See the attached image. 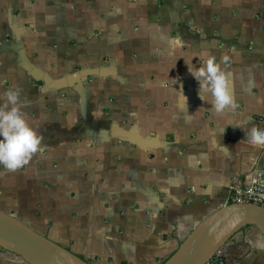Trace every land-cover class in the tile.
<instances>
[{"label":"crops","instance_id":"1","mask_svg":"<svg viewBox=\"0 0 264 264\" xmlns=\"http://www.w3.org/2000/svg\"><path fill=\"white\" fill-rule=\"evenodd\" d=\"M209 54L231 111L188 71ZM15 89L43 151L0 166V212L89 264H163L232 184L264 177L245 141L264 129V0H0V104ZM220 251L264 264L253 227Z\"/></svg>","mask_w":264,"mask_h":264},{"label":"water","instance_id":"2","mask_svg":"<svg viewBox=\"0 0 264 264\" xmlns=\"http://www.w3.org/2000/svg\"><path fill=\"white\" fill-rule=\"evenodd\" d=\"M255 228L264 241V207L223 206L201 221L163 264H205L238 232ZM0 250L27 264H89L0 212Z\"/></svg>","mask_w":264,"mask_h":264},{"label":"clouds","instance_id":"3","mask_svg":"<svg viewBox=\"0 0 264 264\" xmlns=\"http://www.w3.org/2000/svg\"><path fill=\"white\" fill-rule=\"evenodd\" d=\"M176 46H183V41L176 37ZM217 58L209 54L203 65L195 67L186 63L188 71L198 82V96L210 104L213 113L231 111L236 107L230 91L228 74L216 62ZM229 57L223 56L221 63H227ZM19 89L6 90L5 101L0 104V166L16 170L27 163L32 154L43 151L41 137L27 123L21 111ZM233 127H240L238 124ZM242 128V127H241ZM245 141L252 146H264V129L252 127L246 130ZM183 225H178L182 229ZM254 246H261L257 242Z\"/></svg>","mask_w":264,"mask_h":264},{"label":"built area","instance_id":"4","mask_svg":"<svg viewBox=\"0 0 264 264\" xmlns=\"http://www.w3.org/2000/svg\"><path fill=\"white\" fill-rule=\"evenodd\" d=\"M230 204H252L264 207V177L255 172L247 183L232 184L230 187ZM205 264H226L221 251H217Z\"/></svg>","mask_w":264,"mask_h":264},{"label":"trees","instance_id":"5","mask_svg":"<svg viewBox=\"0 0 264 264\" xmlns=\"http://www.w3.org/2000/svg\"><path fill=\"white\" fill-rule=\"evenodd\" d=\"M247 228H249V227H247Z\"/></svg>","mask_w":264,"mask_h":264}]
</instances>
